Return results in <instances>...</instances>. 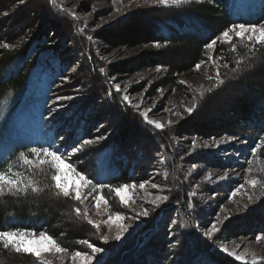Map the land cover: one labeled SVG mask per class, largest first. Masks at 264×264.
<instances>
[{"label":"trees","instance_id":"trees-1","mask_svg":"<svg viewBox=\"0 0 264 264\" xmlns=\"http://www.w3.org/2000/svg\"><path fill=\"white\" fill-rule=\"evenodd\" d=\"M28 2L29 0H0V107L4 102L10 103L4 114L8 119L14 112L27 106L19 98L25 94L29 84L40 81L44 91L36 97L41 101L40 108L37 109L40 114L37 118L39 135L36 141L28 138V141L17 142L9 151L0 154V171L11 168L12 172L25 180L33 179L42 191L32 193L29 189L19 197L8 192L0 196V230L21 228L46 231L62 247L69 249V253L80 251L89 254L91 250L86 244L80 243L82 240L98 247L102 243L101 236L105 233L103 228L95 229L87 223L88 217L85 218L81 203L57 194L51 181L53 170L50 165H25L20 159L21 152L29 159H34L27 150L30 146H47L54 140L60 151L65 152L76 143L80 152L71 153L67 159L74 162L73 166L77 171L92 178L94 182L109 185L100 188V194L108 202L110 214L127 216L128 209L119 205L113 197L112 189L119 188L124 183L134 184L133 189H138L141 183L148 181L147 175L160 153L167 155L170 160L173 175L171 183L180 189L176 193L179 204L186 201L185 194L181 191L183 177L179 175L178 181L175 173L174 162L183 158L175 149L177 140L190 134L202 139L227 136L240 139L249 148L255 146L259 136H264V45H255L246 38H233L231 43L218 41L213 49V57L223 66L227 64L231 73L222 79L223 83L218 91L204 92L201 104L207 102L203 115L210 113L209 104L224 93L231 108L228 114H221L220 118L209 120L210 123L193 122V117H190L186 123H179L170 130L156 131L143 121L136 109L127 107L118 94L115 93V99L109 98V93L113 95L110 79L125 71L134 73L139 69L159 66L167 68L168 75L172 78L176 74L190 71L207 58L205 44L215 39L233 22L264 23V0H195L179 8H168L175 9L170 13L156 10L148 17L145 26L130 27L121 35L120 42L124 45H153L158 42L160 47L125 65L100 62L97 55L92 58L90 52L93 45L88 39L91 33L87 32L85 26L66 15L59 12L57 14L54 7H50L45 0L43 4L46 5L49 18L42 20L35 12V7L27 6ZM53 34L63 35L74 46V51L71 52L79 58L80 66L82 65V81L77 82L80 73L73 75L74 63L67 57L68 53L63 56L62 51L65 49H60V42L52 45L49 35ZM97 35L99 42L101 39L105 46L110 45L105 35ZM4 43H8L9 48H3ZM101 68L105 69L103 73ZM86 75L90 77L89 82ZM63 82L67 85L62 87ZM172 86L181 89V85L174 81ZM59 96H72L73 99L62 100L66 102V108L57 112L54 108L58 103L52 102ZM102 108H107L108 111L101 110ZM105 115L119 121L116 134L111 129L105 130L109 125L106 124ZM114 128L115 126L112 129L116 130ZM111 131L113 135L110 134ZM100 135L108 138L97 141L96 137ZM85 139H91L93 143L85 145ZM144 141L147 144L143 147ZM256 159L264 172V145L257 150ZM183 162L192 166L209 163L220 166V160L214 155H205L203 152L188 155ZM216 189H209L208 193L216 194ZM191 205L194 208L186 213L182 211L186 205L176 209L177 216L183 214L187 224L185 232L180 227L176 232L181 241H184L181 247L177 237L169 238L166 231L161 233L164 223H167L165 216L172 214L166 208L167 211H158L160 220L163 219L161 222L159 220L158 231L149 234L151 230L147 229L145 233L142 230L140 239L128 250L129 260L119 259L118 264H197L202 254L212 264H240L223 255L220 247L216 246L217 241L207 243L199 228L195 231L192 229L193 224L198 225L204 210L199 209L194 202ZM255 205L257 210H251L244 217L225 223L227 227L224 228L225 235L222 238L225 242L264 233V196L258 198ZM76 208L80 209L79 215L75 212ZM158 232L161 233L158 235L160 238L155 237ZM0 264L40 262L28 255L16 254L12 249L5 250L0 245Z\"/></svg>","mask_w":264,"mask_h":264},{"label":"rangeland","instance_id":"rangeland-1","mask_svg":"<svg viewBox=\"0 0 264 264\" xmlns=\"http://www.w3.org/2000/svg\"><path fill=\"white\" fill-rule=\"evenodd\" d=\"M193 1L195 0H188L187 3L165 7L158 4H145L143 0H137V3L135 4H130L129 0H120V2L115 4L112 0H45L46 3L50 4V7H54L53 10L56 11V13L59 12L74 19L72 16L68 15V10H72L76 17L74 20L80 22L82 26L87 28V32L91 33L89 36L95 35V38L90 41L93 45V50L90 52L92 58H95V55H97L100 62L106 61L119 65L131 63L142 57L146 52L155 49L152 45L145 47V45L137 43L131 45L122 44V42H120L121 35L130 27L136 26V28H140L145 26L148 17L153 15L156 10H165L170 13V11H174L175 9L168 8H179ZM43 3L44 0H29L27 6L35 7V12L38 14V17H42V20H48L49 13L45 9L46 5ZM26 9L27 8H25V10ZM61 9L64 10L62 11ZM51 18L53 17L51 16ZM97 25H99V27H97ZM97 34L105 35L109 39L110 45L105 46L101 39L99 42ZM49 37L50 40L53 41V46L60 42V49H67L66 52L65 50L62 51V54L63 56H66L68 53L69 56L67 57H69L70 61L74 63L72 69L78 68L79 70L77 71L76 69L77 72L72 70L75 73L73 75L76 76L77 73H80L77 82L82 81V78H84V75L81 76L82 70L80 67L82 65L80 66L79 58L71 52L74 51V46H71L68 43V40H65L66 38L63 37V35L59 36L53 34L49 35ZM233 38L236 37L233 35ZM102 48H104V51H101ZM209 56L212 57V60L208 59ZM159 68V72L156 71L157 67H153L139 69L134 73H128L125 71V73H122L120 76L113 77L110 79V86L112 87L113 95L111 94L109 98L115 99L116 93L122 98V102L127 107L136 109L139 113L150 109L151 111L149 112L148 118L163 125V128L160 130L149 125L156 131L170 130L173 126H176L179 123H186L190 117H193V122L210 123L209 120L218 119L221 114L225 115L229 113L228 111L231 107L227 104L228 100L224 97V93L223 95H219L220 97L218 100H213L209 104L208 107L210 113L203 115V110L207 102L204 101L201 104L204 92L210 90L218 91L222 84L217 83V80L219 79L222 81V79H225L231 73L227 67L218 62L217 58L213 57V50H207V58L201 63L199 69L194 67L188 72L176 74L174 78L168 75L167 68ZM217 72L219 73L218 77ZM86 77L89 82L90 77L87 75ZM129 81H131V83H129ZM173 81L175 84L181 85L180 90L172 86ZM181 81L184 83L181 84ZM117 84L120 86L118 92L116 90ZM64 85L67 84L63 82L62 87ZM125 87H127V92L124 90ZM43 91L44 88L40 81L37 80L34 83L31 82L28 89L25 91V94L19 98L24 100L27 106H23L22 109H20L21 111L17 110V112H14V114L8 119L4 118L2 122H0V154L9 151L17 142L28 141L26 140L28 138L32 141L37 140L39 135L37 127H40V125L37 124V118L40 117L37 109L39 110L41 101L36 97L43 94ZM226 91H229V88H226ZM124 95H128V101L123 99ZM193 98H195L197 108L192 115H188L184 109L192 105ZM52 103H58V106L54 108L57 112L66 108V102H63L62 100L58 101L57 97ZM9 104L10 103L8 102H4V104L1 105L2 109H0V114L4 115L7 112ZM104 109L108 111L107 108H102L101 110ZM111 111H113V109H111ZM105 119L107 120L106 124H109L105 130L107 131L111 129L113 134H116L120 126L118 125L119 121L115 119V117L110 116H106ZM142 119L146 123L144 117H142ZM114 126L116 130L112 129ZM214 138L215 139H202L190 134L189 136H184L183 139L175 142L176 151L181 157H183L179 162L177 160L174 162L178 181H180L179 175L183 177L182 182L184 184H182L181 191L185 194L184 199L186 201L182 205L179 204V199H177L176 194L180 189L174 187L171 183L173 175L170 171V160H168L167 155H163L162 153H160L159 158H156V163L150 170L151 172L149 171L147 175L149 178L148 181H146L147 183H145V187L143 189L140 187L138 189L129 188L123 193L125 198L128 199L126 205L121 204L120 198L114 192L113 197L118 201L119 205L125 207L129 211L127 216L122 215L125 217L123 223L129 225L130 228L129 233L126 234V238H122L121 241H116L114 239L117 231L116 225L112 224L109 226L104 223L109 215L115 216V214H110L108 207H105L103 203L100 205L101 211L99 215L97 214V209L94 207L95 196L101 195V189L98 188L95 191H92V187L88 186L83 190V196L85 199L84 202L81 203L82 211H87L89 215L88 219L99 223L100 227L103 228V231L105 232L104 235H107L109 238L106 243L102 240V243L99 246L106 250L104 253L99 254L104 256L106 264H118L119 259L123 258L121 261L127 259L130 253L128 250L140 239L139 237L143 234L141 232L142 230H144V233L147 229L148 231L151 230L149 234L156 233L158 231L157 225L163 220H160V212L158 211H162L166 208L169 212H172V214L170 216L169 213L165 216L164 219L167 220V223H164V228H162L163 230H161V233L166 231L165 234H168L169 238L173 236L177 237V241H180L178 242L180 245L179 247H181L184 244V241H181L182 239L176 232L181 224L185 225L182 229V231L185 232L187 224L183 214H180L179 217L177 216L176 209L186 205L185 209L182 210L186 213L194 208L193 205L189 207L193 202L197 204L199 209L204 210V215L199 217L198 225H192L194 231L196 228H199L202 237L206 239L203 236V232L206 228L202 227V225L211 227V223H218V226L222 227V233L214 234L211 241L205 240L207 243H215L217 241L218 243L216 242V246L218 245L221 247L223 245L228 250H235L237 254L244 252L246 249L248 253L246 258L249 264H251L253 257L260 261V264H264V240L258 242L255 240V236H253L225 242L224 239L221 238L225 235L223 232L226 222L236 218H242L253 209L257 210L255 203L258 198L264 196V188L257 185V187L253 189L245 184V180L257 179L261 184H264L262 165L259 163V160L256 159V155L251 153L250 150L252 147L247 148L245 143L240 139H230V137L227 136L220 138L216 136ZM136 140H138V138ZM193 140H195L194 146L192 143ZM217 140H224L226 143H222L217 147ZM205 142L209 145L207 148L204 147ZM143 144V147L146 146V141H144ZM199 152H203L205 155H214L216 159L220 160V166H217V164L214 163H209L208 165H195V167H193L192 165L183 162L184 157L186 158L188 155L193 156ZM248 160L252 161L250 165L247 163ZM248 169H250V171H248ZM225 173H227V178L224 181H220L219 177L225 175ZM64 181L68 186H71L74 181L77 184L80 183L78 178L74 177L70 171L67 172ZM152 183H156L158 187L153 189L151 187ZM175 184L177 183L175 182ZM242 184L244 187L240 192L235 196H232L231 200H229L232 191L239 188ZM220 187L222 190H220ZM209 189H216L217 193L210 195L208 193ZM249 195L254 198L252 202L249 201ZM157 196H168L167 201L157 202L160 203V208H156L155 204L152 203ZM245 206H247V211L244 210ZM221 208L224 210L221 211ZM145 209L149 211V216L143 217L141 215L139 217L140 219H137L135 214L142 213ZM226 216L230 219L225 220L224 218ZM129 217H131V219H129ZM173 220L176 221L175 224L172 223ZM219 222H223L222 225H220ZM161 233L158 232L155 237ZM160 237L161 236H158V238ZM237 245H240V247H237ZM221 253L228 256L226 252ZM71 254L72 253L69 252L55 255L46 254L44 259L51 261V264H74L71 259ZM89 254H91V251ZM229 258L241 264V262L236 261L234 257ZM76 264H78V262H76ZM93 264H95V260H93Z\"/></svg>","mask_w":264,"mask_h":264},{"label":"snow or ice","instance_id":"snow-or-ice-1","mask_svg":"<svg viewBox=\"0 0 264 264\" xmlns=\"http://www.w3.org/2000/svg\"><path fill=\"white\" fill-rule=\"evenodd\" d=\"M112 2L118 3L120 0H112ZM145 4H158L162 6H169V5H180L181 3H187L188 0H143ZM199 2V0H197ZM130 4L137 3V0H129ZM62 11L64 9H61ZM119 11V10H117ZM7 14V13H5ZM68 15L72 16L74 19L75 13L72 10H68ZM99 27V25H97ZM233 35L236 38L244 39L246 38L248 42L253 43L255 45H264V23H252V22H242V23H235L233 22L231 27H226L225 30H223L219 35L215 37V39H211L210 42L205 44V48L207 50H213L216 46L218 41H222L224 43H231L233 39ZM88 39L91 41L94 39L93 36H89ZM155 48L160 47V43L155 42L152 45ZM3 48L7 49L9 48L8 43H4L2 45ZM145 47H148V45H145ZM233 51H235V45H232ZM209 60H212V57H208ZM203 63V61H201ZM201 63H197L195 65L196 69H199L201 66ZM239 64L240 62L237 61ZM225 67L228 65L225 64ZM73 71H76L75 68L72 69ZM101 73L105 71L104 68L100 69ZM157 72L160 71V68L157 67ZM233 71H236V69H233ZM219 76V73L217 72V77ZM131 83V81H129ZM181 84L184 82L181 81ZM217 83L222 84L223 81L217 80ZM117 92L120 90L119 84L116 85ZM125 92H127V87H125ZM109 96H111V93H109ZM72 96H59L57 97V100H72ZM123 99L125 101H128V95H124ZM197 105L195 103V98H193V103L190 107H187L184 109V111L188 115H192V113L196 110ZM148 111H141L139 114L140 116L144 117L146 123L148 125L153 126L155 129H162L163 125L148 118L149 112ZM5 118L3 114H0V122ZM171 123V122H169ZM108 137L105 135H100L96 137L97 141H103L106 140ZM215 139V138H213ZM230 139H236L235 137H230ZM83 143L85 145H91L93 141L91 139H85L83 140ZM193 146L195 145V140H193ZM226 143L224 140H217L216 145L217 147L222 144ZM264 145V136H259L258 140L255 141V146L251 148V153L253 155H256L257 150L261 148V146ZM209 145L207 142H205L204 147L207 148ZM34 159H29L24 155L23 152L20 153V159L23 161L25 165H32L35 163H38L39 165H50L51 169L53 170V174L51 175V181L53 183V186L57 190L58 195H62L65 198H71L75 201H79L80 203L84 202L85 197L83 196V190L87 188L88 186L92 187V191H95L97 187L99 188H105L109 187V185L101 184L99 182H94V180L90 177H88L85 174H82L80 171H77V169L73 166L74 162L71 160H68L67 157L71 153H79L80 148L77 147L76 143H73L69 149H67L65 152H61L60 148L55 145V141L49 142L47 146L39 145V146H30L27 149ZM247 163L250 165L252 163L251 160H248ZM195 167V165H193ZM67 170V171H65ZM71 172L74 177L78 178L79 184H77L75 181L72 183L71 186H68L65 181L64 177L67 175V172ZM250 171V169H248ZM227 178V173L225 175L220 176L219 180L224 181ZM147 183V182H145ZM145 183H141L139 187L143 189L145 187ZM245 184L249 185L251 188L255 189L257 185H260L262 188H264V184H261V182L257 179H246ZM151 187L153 189L157 188L158 185L156 183H152ZM244 187V185H240L239 188H236L234 191H232L231 196L229 197V200H231L232 196H235L240 190ZM129 188H135V185H129L127 183H124L119 188L112 189L116 193V195L120 198L121 204H127L128 199L125 198L123 195L124 192H126ZM31 190L32 193H37L38 191H42L36 186V183L33 179L28 178L25 180L22 176H19L17 173L12 172L11 168L8 169V171H0V196H3L5 192H8L14 196L19 197L21 194L27 193L28 190ZM168 196H157L154 201H152L153 204H155L156 208H160V203L157 202H163L167 201ZM254 200L253 196L249 195V201L252 202ZM103 203L105 207H107L108 202L104 199L102 195H96L95 196V204L94 207L97 209V214H100V205ZM191 207V204L189 205ZM162 210V209H161ZM224 209L221 208V211ZM245 211H247V206H245ZM254 210V209H253ZM75 212L77 215L80 214V209L76 208ZM137 218H139L141 215L143 217L149 216V211L145 209L142 213H136L135 214ZM85 218L88 217V212H84ZM125 219L124 216L117 213L115 216L109 215L108 219L104 221V223L111 226L112 224H115L117 227V231L115 234L114 239L116 241H121L122 238H126V234L129 233L130 226L123 223V220ZM131 219V217H129ZM219 219V218H217ZM225 220L230 219L229 217H225ZM87 223L91 225L95 229L100 228V224L94 222L91 219H87ZM173 224L176 223L175 220L172 221ZM223 222H219L220 225H222ZM134 227V226H133ZM185 225L181 224L180 228L183 229ZM202 227H205L206 230L203 232V236L211 241L214 237V234L216 233H222V227L218 226V223H211V227H207L206 225H202ZM226 227V226H224ZM102 240L106 243L108 241L107 235L101 236ZM223 238V236L221 237ZM256 241L264 240V233L261 235L255 236ZM80 243L86 244L88 249L91 250V254H85L80 251H75L71 254V259L76 264H93V260H95V264H106V261L104 259L103 255H99L104 253L106 250L102 249L101 247L95 246L93 243L88 242L87 240H82ZM171 243V242H170ZM0 245L3 246L5 250L12 249L14 250V253L16 254H28L31 257L35 258L37 261L40 262V264H51V261L44 259L46 254H59V253H68L69 249L66 247H62L51 234L47 233L46 231H32V230H25L21 228L12 229V230H0ZM175 247V245H173ZM237 247H240V245H237ZM221 252H226L229 257H234L236 261L241 262V264H249L247 260V250L245 249L244 252L237 254L235 250H228L223 245L220 247ZM197 264H212V261L205 255H201V258L197 261ZM251 264H260V261H258L255 257L251 260Z\"/></svg>","mask_w":264,"mask_h":264}]
</instances>
